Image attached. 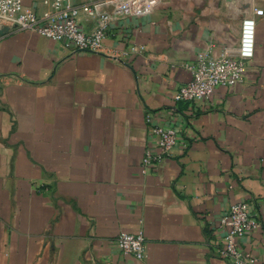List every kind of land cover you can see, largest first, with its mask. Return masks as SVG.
Instances as JSON below:
<instances>
[{"label": "crops", "instance_id": "crops-1", "mask_svg": "<svg viewBox=\"0 0 264 264\" xmlns=\"http://www.w3.org/2000/svg\"><path fill=\"white\" fill-rule=\"evenodd\" d=\"M24 5L42 23L54 15L48 0ZM255 10L264 0H162L149 16L111 23L103 55L0 32V264H229L216 253L220 220L239 202L263 223L240 242L262 264L264 15ZM249 16L256 46L244 81L175 102L200 53L234 55ZM134 46L144 50L129 54ZM147 113L188 147L143 175ZM141 229L143 261L116 244Z\"/></svg>", "mask_w": 264, "mask_h": 264}, {"label": "built area", "instance_id": "built-area-1", "mask_svg": "<svg viewBox=\"0 0 264 264\" xmlns=\"http://www.w3.org/2000/svg\"><path fill=\"white\" fill-rule=\"evenodd\" d=\"M26 0H0V32L15 30L34 32L47 39L61 42L69 49L103 55L107 32L116 20L126 17L149 16L162 0H102L82 7L74 6L72 0H48L54 15L42 23L38 15L25 7ZM255 17L264 15L263 10H255ZM94 21V27L87 32L83 29L82 16ZM253 16L243 19L239 43L234 55L210 52L197 56L188 69L192 80L181 86L175 95V102L191 104L208 101L220 87L234 88L244 81L246 64L253 60L256 46L257 21ZM134 46L129 54L143 51ZM128 55V54H125ZM145 122L149 129L150 142L141 160V173L147 175L164 160L172 158L175 151L187 149L188 142L182 141L176 127L163 126L154 121L153 114L147 113ZM225 230L223 244L216 250L217 255L229 264H256L258 258L243 248L241 240L259 230L263 223L248 202L233 204L220 220ZM122 254L143 261L146 258V236L141 229L136 233L122 232L116 238ZM264 264V262L262 263Z\"/></svg>", "mask_w": 264, "mask_h": 264}]
</instances>
